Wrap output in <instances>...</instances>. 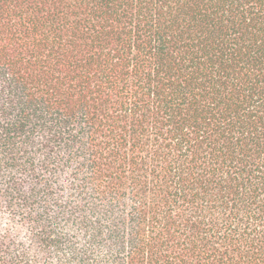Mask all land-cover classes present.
<instances>
[{"label": "trees", "instance_id": "trees-1", "mask_svg": "<svg viewBox=\"0 0 264 264\" xmlns=\"http://www.w3.org/2000/svg\"><path fill=\"white\" fill-rule=\"evenodd\" d=\"M0 264H264V0H0Z\"/></svg>", "mask_w": 264, "mask_h": 264}]
</instances>
